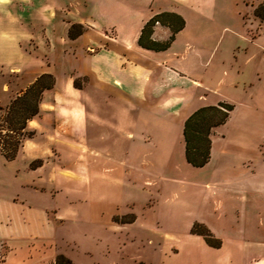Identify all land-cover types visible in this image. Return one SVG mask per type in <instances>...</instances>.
<instances>
[{"label":"crops","instance_id":"1","mask_svg":"<svg viewBox=\"0 0 264 264\" xmlns=\"http://www.w3.org/2000/svg\"><path fill=\"white\" fill-rule=\"evenodd\" d=\"M91 1L77 0L84 14L73 20L72 8L62 0H0V106L43 74L56 80L44 92L40 114L28 123L35 136L24 140L16 159L0 154V253L10 248L0 264H56L60 255L74 264H82V255L93 264H126L123 257L109 263L111 239L138 238V191L157 187L159 192L158 184L183 183L179 169H202L186 160L185 121L202 107L232 104L226 93L237 86L225 84L228 74L220 67L226 57L218 59L223 34L234 29L223 22L227 0ZM248 6L252 13L258 8ZM162 13L182 17L185 28L165 51L143 48L144 26ZM74 23L88 28L73 40ZM216 23L223 34L213 42ZM171 35L158 23L152 39L165 42ZM216 59L220 67L209 86L194 68H209ZM15 74L20 78L11 82ZM76 78H87L81 89L74 85ZM211 94L222 100L210 103ZM218 128L203 168L215 156L229 158L216 152ZM227 177L202 189L213 195L225 191L219 188L232 182ZM187 236L196 245L186 249V257L175 250L159 256V264H233L225 258L232 252L224 249L229 243L215 249L201 236ZM254 248L264 252V243ZM130 264L148 263L137 258Z\"/></svg>","mask_w":264,"mask_h":264},{"label":"rangeland","instance_id":"2","mask_svg":"<svg viewBox=\"0 0 264 264\" xmlns=\"http://www.w3.org/2000/svg\"><path fill=\"white\" fill-rule=\"evenodd\" d=\"M62 1L72 8L70 19L83 18L84 12L77 7V0ZM248 3L259 7L264 0H227L225 3L227 13L223 22L234 28L233 34H223L219 24L213 25V42L223 34L218 59L221 55L222 58L226 57L224 67H220L216 59V63L209 68H194L195 73L205 76L204 80L211 86L212 76L220 67L221 74L225 77L228 74L225 84L237 86L226 93L236 106L235 111L215 135L216 152L229 158L224 160L215 156L207 168L179 169L177 177L183 181L182 184H158L159 192L157 187L150 188L152 190L140 189L137 199L141 205L135 209L140 216L136 230L138 238L133 240L124 235L121 239L112 238L110 256L113 260L109 263L123 257L126 264L133 263L137 258L148 264H159V256L180 249L183 250L181 257H186V249L196 245L187 235L193 234L194 225L200 223L222 241V246L229 243L224 249H232V252L226 254L225 258L229 257L233 264H253L256 259L264 264V252L254 248L264 243V76L259 79L258 75L259 72L264 75V60L261 59L264 38L259 37L264 26L261 28L260 25L264 21L255 15V11L251 12ZM101 20L104 22V18ZM97 22L99 26L102 24ZM85 27L87 30L88 27ZM18 78L20 76L15 74L9 80L17 82ZM80 81L82 85L86 84L83 78ZM250 83L255 85L249 91ZM252 93L255 99L251 98ZM221 100L214 94L208 96V101L213 104ZM223 174L232 180L231 183L220 184L219 189L225 191L213 195L202 189L207 182H219ZM228 240L240 241L245 247L234 248ZM252 244H255L254 247ZM222 246L210 247L221 249ZM9 251V247L2 249L0 261L5 260ZM205 258L209 260L207 256ZM80 262L93 264L88 255H82Z\"/></svg>","mask_w":264,"mask_h":264},{"label":"trees","instance_id":"3","mask_svg":"<svg viewBox=\"0 0 264 264\" xmlns=\"http://www.w3.org/2000/svg\"><path fill=\"white\" fill-rule=\"evenodd\" d=\"M255 15L264 21V4L255 10ZM160 23L171 29L172 35L165 42H156L152 39L155 26ZM185 20L175 14L162 13L152 18L144 26L139 45L146 49L165 51L170 48L176 35L185 28ZM86 27L81 24H73L69 37L77 39L84 34ZM86 82L87 78H83ZM55 77L51 74H43L28 86L20 95L14 98L9 105L0 106V154L7 160L16 159L26 138L35 136V132L28 129V123L40 114L43 95L46 90L54 88ZM74 85L81 89L80 78H76ZM235 106L230 103H219L214 106L202 107L193 112L184 124L185 156L187 162L194 168H203L212 157V133L215 128L225 125ZM39 162L33 163L38 164ZM115 221L128 223L125 218L116 217ZM193 234L203 236L207 243L215 248L222 246V241L203 224L197 223L192 230ZM56 264H74L67 257L60 255Z\"/></svg>","mask_w":264,"mask_h":264}]
</instances>
